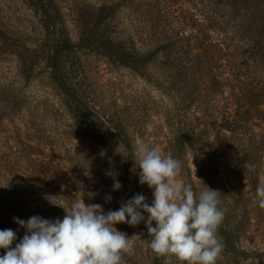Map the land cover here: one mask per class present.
<instances>
[{"label":"rangeland","instance_id":"374dc122","mask_svg":"<svg viewBox=\"0 0 264 264\" xmlns=\"http://www.w3.org/2000/svg\"><path fill=\"white\" fill-rule=\"evenodd\" d=\"M112 1L0 0V184L16 187L24 215L42 218L62 220V207L76 200L100 204L105 212L137 193L151 204L153 190L140 184L135 162L138 146L147 143L179 160L180 178L197 193L206 186L220 192V225L230 224L237 202L239 214L244 200L253 205L234 251L218 233L223 248L217 264H264V208L257 192L264 151L255 150L249 162L245 150L247 139L264 133V114L254 113L243 130L230 132L221 116L236 109L225 83L207 73L205 85L185 86L181 70L168 67L162 55L137 63L132 53L147 47L167 19L195 26L200 1L128 0L122 11H110L106 3ZM104 41L126 49V62H111L101 51ZM263 93L255 86L252 97ZM259 100L264 109V97ZM217 115L224 126L214 125ZM115 227L133 243L122 264H166L150 249L143 221ZM168 264L180 262L171 257Z\"/></svg>","mask_w":264,"mask_h":264},{"label":"clouds","instance_id":"9594fccd","mask_svg":"<svg viewBox=\"0 0 264 264\" xmlns=\"http://www.w3.org/2000/svg\"><path fill=\"white\" fill-rule=\"evenodd\" d=\"M135 156L140 184L153 190L151 204L137 193L115 211L76 200L67 210L60 206L65 210L62 220L14 217L26 232L12 247L16 232L0 230V249L5 250L0 264H122L123 255L132 254L133 243L115 225L136 226L142 221L151 237L150 249L166 258V264L171 257L180 264H217L223 248L218 238L224 219L220 192L206 186L197 193L180 178L181 162L147 143L138 146ZM120 188L114 179L113 190ZM257 192L264 208V181Z\"/></svg>","mask_w":264,"mask_h":264},{"label":"trees","instance_id":"16d2710c","mask_svg":"<svg viewBox=\"0 0 264 264\" xmlns=\"http://www.w3.org/2000/svg\"><path fill=\"white\" fill-rule=\"evenodd\" d=\"M127 1L113 0L107 2L106 5H110V11H122ZM199 1L195 26L183 28L182 22L174 19L165 20L161 31L154 33L156 38L147 47L132 50L134 60L138 63L141 59L154 60L162 55L168 67L181 70L180 81H183L182 84L185 86L193 85L199 88L205 85L207 73L214 76L216 84L225 83L230 90L231 104L236 112L231 116L223 114L222 118L218 114L214 125L222 127L227 123L232 129L230 132L237 133L236 130H243L250 123L254 113L261 114L262 117L264 114V109L261 108L263 104L259 100L264 97V93L258 96V100L252 97L255 86L264 90V0ZM40 4L43 7L42 2ZM135 22L133 21V24H136ZM137 35L139 34L136 33V37ZM102 44L101 51L111 62L125 63L128 59V51L123 47L110 41H104ZM226 56L231 59H225ZM232 57L240 59L242 63L238 64ZM227 61L228 63L225 64ZM229 64L231 69L228 72ZM205 70H207L206 73ZM248 73L253 77L252 82H250L251 78L248 77ZM230 117L234 121L229 120ZM219 118L221 121L225 120V123L219 124ZM121 137L126 147L131 150L129 138ZM177 142L180 145L183 142L182 138H178ZM246 147L247 161L250 162L255 150L264 151V133L260 138L247 139ZM247 173L249 183L253 188L251 165ZM39 174L38 171L37 179H39ZM18 192L16 187L9 188L5 184H0V230L12 229L16 232L17 239L12 247H15L26 232V229L21 228L13 218L27 221L32 217L30 214L24 215V211L16 204L15 197ZM63 197L70 198L67 194L62 195V199ZM252 206L244 200L243 212L239 214L238 208L241 205L237 202L231 211L230 224L220 225L218 228L221 239L231 247L232 251L238 239L240 225L241 227L247 226V215L252 213ZM44 219L55 220L56 218L46 217ZM4 254L5 250L0 249V256Z\"/></svg>","mask_w":264,"mask_h":264}]
</instances>
